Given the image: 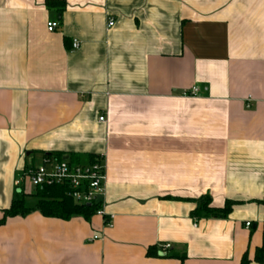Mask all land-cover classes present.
Masks as SVG:
<instances>
[{
	"label": "crops",
	"instance_id": "obj_1",
	"mask_svg": "<svg viewBox=\"0 0 264 264\" xmlns=\"http://www.w3.org/2000/svg\"><path fill=\"white\" fill-rule=\"evenodd\" d=\"M45 156L102 159L111 224L9 218L0 264H264V0H0V218Z\"/></svg>",
	"mask_w": 264,
	"mask_h": 264
},
{
	"label": "built area",
	"instance_id": "obj_2",
	"mask_svg": "<svg viewBox=\"0 0 264 264\" xmlns=\"http://www.w3.org/2000/svg\"><path fill=\"white\" fill-rule=\"evenodd\" d=\"M59 22H49L48 30L54 32L59 27ZM108 26H114V21L110 20ZM80 47V42L74 40L72 50H77ZM199 92L198 87H193L192 90L185 96H196ZM104 121V117L100 118ZM56 184H66L70 188L69 196L78 205H93L101 204L97 209L96 215L106 218L107 225L111 224L112 216H107L104 210V199L106 196V170L102 163V159L98 158L93 163L75 164L67 159L58 160L53 157L45 156L43 161L38 166H29L15 181V186L18 190L25 189L26 185H31L33 188H42L44 186H53ZM247 227L250 223L246 224ZM99 237L94 236L92 240H97ZM171 249V245L165 244L159 248V253H166Z\"/></svg>",
	"mask_w": 264,
	"mask_h": 264
},
{
	"label": "trees",
	"instance_id": "obj_3",
	"mask_svg": "<svg viewBox=\"0 0 264 264\" xmlns=\"http://www.w3.org/2000/svg\"><path fill=\"white\" fill-rule=\"evenodd\" d=\"M52 6L53 2H48ZM97 158L91 159L89 163L95 162ZM62 160V159H61ZM79 164V163H78ZM32 194H26L24 189L18 190L15 193L13 202L10 208L6 209L2 213L0 218V225H4L9 218L25 217L33 211H39L43 216L50 218H57L62 220H69L74 216H81L86 220H90L96 215L97 209L101 204L94 203L93 205H78L69 196L70 188L66 184H56L53 186H44L42 188H33ZM30 196L34 200L32 202L27 201V197ZM212 200L210 197H204L197 201V208L191 213L195 219L199 218H227L232 212L233 206L236 204L233 201H227L223 208H214L211 206ZM156 248L149 250L150 255L156 254ZM264 252V248L258 251L257 260L264 262V258L260 257ZM241 264H248L247 258L242 260Z\"/></svg>",
	"mask_w": 264,
	"mask_h": 264
},
{
	"label": "rangeland",
	"instance_id": "obj_4",
	"mask_svg": "<svg viewBox=\"0 0 264 264\" xmlns=\"http://www.w3.org/2000/svg\"><path fill=\"white\" fill-rule=\"evenodd\" d=\"M32 189H33V187H32L31 185H27V191H31ZM29 194H32V192L29 193ZM29 194H28V195H29ZM30 200H31V201H30ZM32 200H35V199L31 198L30 196L27 197L28 204H29V202H32ZM29 205H30V204H29Z\"/></svg>",
	"mask_w": 264,
	"mask_h": 264
},
{
	"label": "water",
	"instance_id": "obj_5",
	"mask_svg": "<svg viewBox=\"0 0 264 264\" xmlns=\"http://www.w3.org/2000/svg\"><path fill=\"white\" fill-rule=\"evenodd\" d=\"M88 206H90V205H88Z\"/></svg>",
	"mask_w": 264,
	"mask_h": 264
}]
</instances>
